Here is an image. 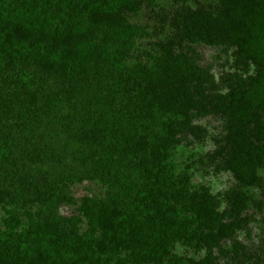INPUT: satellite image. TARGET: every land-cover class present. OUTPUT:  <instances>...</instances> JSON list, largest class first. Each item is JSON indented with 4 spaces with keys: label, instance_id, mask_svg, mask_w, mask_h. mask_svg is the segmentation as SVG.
I'll use <instances>...</instances> for the list:
<instances>
[{
    "label": "trees",
    "instance_id": "1",
    "mask_svg": "<svg viewBox=\"0 0 264 264\" xmlns=\"http://www.w3.org/2000/svg\"><path fill=\"white\" fill-rule=\"evenodd\" d=\"M201 46L255 74L215 94ZM194 112L227 124L212 154L237 181L223 211L192 181L198 154L178 150L205 136ZM256 190L264 0H0V264H217L264 209ZM238 247L220 253L250 263Z\"/></svg>",
    "mask_w": 264,
    "mask_h": 264
},
{
    "label": "rangeland",
    "instance_id": "2",
    "mask_svg": "<svg viewBox=\"0 0 264 264\" xmlns=\"http://www.w3.org/2000/svg\"><path fill=\"white\" fill-rule=\"evenodd\" d=\"M198 52L200 54L199 65L210 70L215 83L220 86L215 90V94L223 95L228 91L225 82L229 75L236 74L246 78L255 74L254 65L246 66L235 61L233 48L201 46ZM193 124L205 131L204 138L197 140L192 136L182 137L178 150L198 154V162L193 167L192 181L202 183L208 188L214 200L219 204V211H223L227 207L226 196L236 189L237 181L230 172L221 169V160L213 159L212 154L217 149L218 143L226 137L227 124L213 113L197 115L196 112L193 113ZM83 189L84 185L76 188L75 191L82 192ZM255 193L264 203V197L259 191L256 190ZM242 217H249L247 225L238 230L231 239L224 240L213 248L212 254L217 264H233L232 256L225 257L220 250H231L235 244L239 245L237 250H246L259 259L264 256V209L261 212L246 210ZM227 221V219L223 220V222ZM177 250L182 252L180 247ZM190 256L196 261L203 259L206 256V249L202 247L197 252H191ZM253 259L248 264H255Z\"/></svg>",
    "mask_w": 264,
    "mask_h": 264
}]
</instances>
